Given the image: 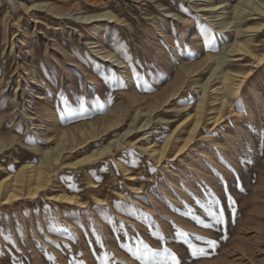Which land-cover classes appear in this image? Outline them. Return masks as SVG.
Masks as SVG:
<instances>
[{
  "label": "rangeland",
  "instance_id": "rangeland-1",
  "mask_svg": "<svg viewBox=\"0 0 264 264\" xmlns=\"http://www.w3.org/2000/svg\"><path fill=\"white\" fill-rule=\"evenodd\" d=\"M203 1L0 0V133L16 138L0 153L4 165L16 170L18 156L36 161L41 151L32 147L54 143L40 133L46 125L85 126L91 137L73 157L131 127L126 143H112L97 160L56 166L39 195L0 204V264H105V254L106 264H142L132 253L143 255L144 245L156 259L167 248L180 264H264V61L237 53L232 67L250 71L241 93L225 105L210 95L181 153H175L180 136L161 161L141 146L163 142L195 112L201 83L216 64L209 54L218 56L220 39L236 37L234 30L219 35L215 13L197 7ZM106 8L120 20L82 17ZM93 41L125 66L100 57ZM252 46L264 51V33ZM189 64L197 65L194 72L164 101ZM210 83L219 85V78ZM151 100L161 103L141 126ZM139 106L144 110L136 113ZM63 190L79 201L49 196ZM206 207L222 209L224 223L204 227L212 223ZM190 244L205 254L193 258Z\"/></svg>",
  "mask_w": 264,
  "mask_h": 264
},
{
  "label": "bare ground",
  "instance_id": "bare-ground-1",
  "mask_svg": "<svg viewBox=\"0 0 264 264\" xmlns=\"http://www.w3.org/2000/svg\"><path fill=\"white\" fill-rule=\"evenodd\" d=\"M23 5L25 9L30 7L25 3H23ZM197 7L206 14L215 13L216 18L214 19L213 24L223 30V34L221 33L219 35L227 34L226 30H234L236 37H234L233 41L231 42L227 39L219 38L221 41L220 47L217 49L218 56H212L210 54L209 57L207 56L208 58L216 59V64L214 65L213 70L206 81L201 83V95L199 96L195 112L182 118L175 125L170 134L163 140V142H148L141 145L144 150L151 153L158 161H161L166 156L169 146L176 137H182V139L175 145L176 154L181 153L194 139L195 133L200 128L203 121V108L210 95H214L217 97V99H221L220 101L222 105L230 103L232 99L239 96L243 83L250 71H242L238 70V68L236 69L232 67V63L237 60V57H235L238 55L237 53H248L255 62L264 61V51L258 52L254 50L252 46L255 36L264 33V0H237L230 6H227L224 0H220L218 3H216L214 0H204L198 4ZM63 11L64 10L61 9V12ZM168 12L169 15L174 16V18L179 20H187V18L180 15L178 12L172 11L171 9L168 10ZM20 17L21 16L19 13L18 16L14 17L15 21H18ZM82 17L84 19L105 17L110 20H120V17H118L112 10L108 8L97 13L92 12L83 14ZM250 19L254 20L247 23L243 22L244 20ZM233 26L234 28H232ZM160 30L163 31L161 27ZM91 43L95 42L93 41ZM97 46L99 47L97 48ZM94 47L97 48L101 55L100 57H102L104 60L110 61L114 65H120L122 67L125 66L124 62L116 55V53L107 47H100V45L96 43L94 44ZM221 64L224 65L222 68L220 67ZM196 66V64L186 65L183 71H179L177 73L176 79L171 84L170 92L164 96V101H167L171 95H174L178 92V90L182 87L183 81L187 79L186 77L189 73L194 72ZM213 75L219 78V85L217 86H213L210 83ZM157 103L158 104H156V101L151 100V102L148 104V115L146 116L145 122L141 126L148 124L149 120L151 119L152 112L158 107L161 101ZM142 109L140 107L136 110V113H139L142 111ZM113 112L115 119H113L108 124V126L110 125L109 127H112L118 122L120 107L116 106L113 109ZM214 117L215 121L218 120L220 113L215 114ZM189 119L191 120L189 121ZM76 129L77 132H75ZM43 130L44 132H40L43 136V139L45 141L54 140V143L48 149L47 147L45 149L44 145H36L34 147L31 146L35 151H41L36 161L34 159H27L24 156H18L16 170H10L8 166L4 165L0 159V204L14 201L21 198L22 196L33 197L39 195L41 191L47 186L51 177L50 172L56 166L76 167L78 165H83L84 163L97 160L103 154L112 150V143L114 145L116 144L117 146H122L124 143H126L124 136L129 131H131V127L127 129L118 139L109 140L102 147H95V149L90 152L84 151L81 153V155L74 157L71 156L72 154H70V152L74 151L75 149L78 150V148L84 144L85 139H88L90 136L86 135L85 126L82 123L76 124L72 127H63L58 123L55 128L46 125ZM70 132L71 134H69ZM178 133L179 135L176 136ZM95 135L96 134H92V137ZM15 139V135L9 136L0 133V153L4 151L5 147L11 145ZM124 170L126 169L124 168ZM49 196L51 198L60 200L62 199L67 202L79 201L77 194L69 193L64 190L58 193H51Z\"/></svg>",
  "mask_w": 264,
  "mask_h": 264
},
{
  "label": "snow or ice",
  "instance_id": "snow-or-ice-1",
  "mask_svg": "<svg viewBox=\"0 0 264 264\" xmlns=\"http://www.w3.org/2000/svg\"><path fill=\"white\" fill-rule=\"evenodd\" d=\"M250 162L251 161H249V163ZM221 179H222V177H221ZM225 190H226V185H225ZM215 203L218 204V201H216ZM233 203H234V201H232L231 197H229V206L231 207V205ZM205 212L212 219V223L201 222V223H203L204 227L212 228L215 225H220V224L224 223V217H223V210L222 209L219 211V213H217L216 211L213 210L212 207H206ZM161 239H163V237H161ZM208 243L212 247L215 246V241H209ZM143 247H144L143 255L139 251L132 253L136 259L141 260L142 264H180V261L178 260L176 254L172 253L167 248L163 249L162 258L156 259V256L159 255L158 253L153 252L151 249L148 248L147 245H144ZM189 248L191 250V255L193 258H197L198 256L205 254L203 248H197L191 244L189 245ZM50 259H51V257H50ZM104 259H105V264H106V261H107V255L106 254H105ZM81 264H83L82 261H81Z\"/></svg>",
  "mask_w": 264,
  "mask_h": 264
}]
</instances>
